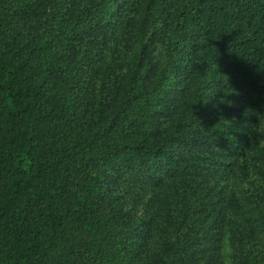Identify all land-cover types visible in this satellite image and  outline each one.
Here are the masks:
<instances>
[{
    "label": "trees",
    "instance_id": "16d2710c",
    "mask_svg": "<svg viewBox=\"0 0 264 264\" xmlns=\"http://www.w3.org/2000/svg\"><path fill=\"white\" fill-rule=\"evenodd\" d=\"M263 239L264 0H0V264Z\"/></svg>",
    "mask_w": 264,
    "mask_h": 264
},
{
    "label": "rangeland",
    "instance_id": "374dc122",
    "mask_svg": "<svg viewBox=\"0 0 264 264\" xmlns=\"http://www.w3.org/2000/svg\"><path fill=\"white\" fill-rule=\"evenodd\" d=\"M224 254H225V257H226V261L225 262L227 264H231L232 263V260L229 258V248L227 246H225V248H224Z\"/></svg>",
    "mask_w": 264,
    "mask_h": 264
}]
</instances>
